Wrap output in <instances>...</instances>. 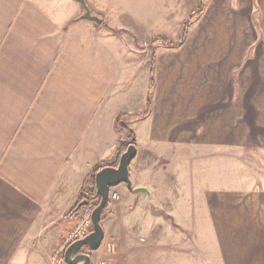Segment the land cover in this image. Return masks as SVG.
<instances>
[{
    "label": "crops",
    "instance_id": "obj_1",
    "mask_svg": "<svg viewBox=\"0 0 264 264\" xmlns=\"http://www.w3.org/2000/svg\"><path fill=\"white\" fill-rule=\"evenodd\" d=\"M0 0V264H51L126 115L97 264H264V0ZM153 54L154 86L146 101ZM202 257V258H201ZM63 260V252L56 257Z\"/></svg>",
    "mask_w": 264,
    "mask_h": 264
},
{
    "label": "water",
    "instance_id": "obj_2",
    "mask_svg": "<svg viewBox=\"0 0 264 264\" xmlns=\"http://www.w3.org/2000/svg\"><path fill=\"white\" fill-rule=\"evenodd\" d=\"M83 7V18L94 22H101V18L90 13V9L84 0H78ZM136 156V146L130 144L120 155L116 166H105L94 174L95 194L99 196L98 204L91 210L90 218L92 222L91 231L82 239L75 240L67 245L63 252V260L67 264H92L91 253L96 251L103 240L104 231L101 225V215L104 207L108 203L109 190L124 183L126 187L134 192H139L140 188L132 189L129 178V165ZM85 248L86 251H81Z\"/></svg>",
    "mask_w": 264,
    "mask_h": 264
},
{
    "label": "trees",
    "instance_id": "obj_3",
    "mask_svg": "<svg viewBox=\"0 0 264 264\" xmlns=\"http://www.w3.org/2000/svg\"><path fill=\"white\" fill-rule=\"evenodd\" d=\"M203 6H204L203 1L198 0L197 9L191 15H189V17L185 21L183 25L182 34L176 41L167 42L165 39H153L152 41L162 40L170 47H177L180 44H182L186 38L188 27L201 14L203 10ZM152 71H153V54L151 55V76H150L149 91H148V96H147V101H146V111L142 114L137 115V117L139 118H144L145 116H147L150 110V98H151V92L154 86V78L152 75L153 73ZM125 118H126V115L124 113H121L117 115V117L114 120V130L119 135V137L122 138V141L116 150L115 159L112 162L102 163L93 168V170L87 175V178L85 179V182L81 187V193L75 205L72 207V209L67 214L70 215L72 213H77L80 209L91 211L98 204L99 196H96L95 194L94 174L102 167H105L108 165L116 166L118 164L120 155L126 150V148L130 144L135 145L134 130L126 124ZM105 207L102 211V214L105 210Z\"/></svg>",
    "mask_w": 264,
    "mask_h": 264
},
{
    "label": "built area",
    "instance_id": "obj_4",
    "mask_svg": "<svg viewBox=\"0 0 264 264\" xmlns=\"http://www.w3.org/2000/svg\"><path fill=\"white\" fill-rule=\"evenodd\" d=\"M119 195L114 190V187L109 190L108 193V201L116 200L118 199ZM90 212L89 210H83L79 213V216L72 220V226L68 233L64 236L63 245H61L60 250L57 251V253L54 256V259L52 260L51 264H67L63 261H56L57 255L64 252V249L67 245H69L71 242L82 239L85 237L90 231L92 227V222L90 218ZM106 250L109 253H112L115 251V244L113 242H108L106 244ZM92 264H94L92 262ZM100 264H104L103 262Z\"/></svg>",
    "mask_w": 264,
    "mask_h": 264
},
{
    "label": "rangeland",
    "instance_id": "obj_5",
    "mask_svg": "<svg viewBox=\"0 0 264 264\" xmlns=\"http://www.w3.org/2000/svg\"><path fill=\"white\" fill-rule=\"evenodd\" d=\"M115 188L120 191V189H122V186L117 185ZM111 201H113V200H111ZM102 241H103V245H104V247L106 249V244L108 242H113L114 240H113V238H112V236L110 234H107L106 237H103V240ZM234 242L236 243L237 246L236 247H233V249L236 250V251H234L232 254H230L231 255V262H230V264H239V256H240V253H239L240 252L239 241H234ZM61 245H63V241H61L60 246ZM81 251H86V249L85 248H82ZM91 258H92V262L94 264H97L98 260L96 259V257H95L94 254L91 255ZM56 261L59 262V260L57 258H56ZM61 261H63V260H61ZM199 264H207V262L201 261ZM211 264H213V263H211Z\"/></svg>",
    "mask_w": 264,
    "mask_h": 264
}]
</instances>
